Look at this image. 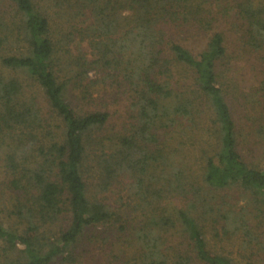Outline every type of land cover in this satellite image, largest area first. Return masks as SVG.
I'll return each instance as SVG.
<instances>
[{
	"label": "trees",
	"instance_id": "trees-1",
	"mask_svg": "<svg viewBox=\"0 0 264 264\" xmlns=\"http://www.w3.org/2000/svg\"><path fill=\"white\" fill-rule=\"evenodd\" d=\"M0 169V264H264V0H0Z\"/></svg>",
	"mask_w": 264,
	"mask_h": 264
},
{
	"label": "rangeland",
	"instance_id": "rangeland-1",
	"mask_svg": "<svg viewBox=\"0 0 264 264\" xmlns=\"http://www.w3.org/2000/svg\"><path fill=\"white\" fill-rule=\"evenodd\" d=\"M225 3V2H224ZM227 38H228V43L229 49L232 51H238L240 49L239 45V40H238V33L230 28H233L231 25V22H223ZM235 29V28H233ZM84 49H87L85 46ZM88 50V49H87ZM238 69V68H237ZM93 72H92V77H93ZM236 77H238L242 81V86L244 87L245 90L248 89V84H250L248 81V75L245 72H239L235 74ZM33 88L29 89V92H32ZM117 100V101H116ZM232 100V99H231ZM235 101H231V105L234 116L237 118V122L239 123H246L248 119L253 115L255 112L252 109V104H247L243 101L242 97L236 99H233ZM40 102L43 107H46V105L43 103L42 99L40 98ZM111 105L110 109L114 112V118H113V124L112 126H119L123 122V114H124V109H125V98L123 97H118L115 99V97H112V100L108 101ZM244 123V124H245ZM243 124V125H244ZM111 126V127H112ZM4 179V173L3 170L0 169V193L5 194L4 199L6 204L9 205V201L12 198V192L10 190L5 189V185L3 182ZM115 191V190H114ZM109 192L107 193L109 202L113 204V202H117L118 197H120V194L118 192ZM124 195V194H123ZM14 198V196H13ZM115 229H112L111 227L105 226L103 228L99 227L96 229V231L93 234H96L95 237L97 238L94 243L92 244V231L87 234V236L84 237L83 241L81 242V246L78 248V252L83 250L82 255V263L83 264H121L120 259L119 261L117 259H114L112 256H115V253L118 251L116 250V244L117 243V232H113ZM119 243V242H118ZM229 246V245H227ZM233 248L230 246L228 249ZM234 249V248H233ZM235 250V249H234ZM240 258V257H239ZM125 260V259H123ZM242 261L241 259H239ZM251 260V259H250ZM243 261H248V259H245ZM54 264H64L62 262H55ZM243 264H246L243 262ZM263 264V263H260Z\"/></svg>",
	"mask_w": 264,
	"mask_h": 264
}]
</instances>
